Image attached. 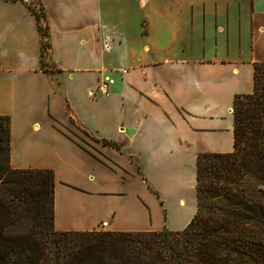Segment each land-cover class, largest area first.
Wrapping results in <instances>:
<instances>
[{
    "label": "crops",
    "instance_id": "crops-1",
    "mask_svg": "<svg viewBox=\"0 0 264 264\" xmlns=\"http://www.w3.org/2000/svg\"><path fill=\"white\" fill-rule=\"evenodd\" d=\"M260 62L264 0H0L10 165L54 172L58 232L182 231Z\"/></svg>",
    "mask_w": 264,
    "mask_h": 264
},
{
    "label": "trees",
    "instance_id": "trees-1",
    "mask_svg": "<svg viewBox=\"0 0 264 264\" xmlns=\"http://www.w3.org/2000/svg\"><path fill=\"white\" fill-rule=\"evenodd\" d=\"M233 116L234 151L198 156L189 225L136 233L56 231L54 172L12 169L11 120L0 116V264H264V62Z\"/></svg>",
    "mask_w": 264,
    "mask_h": 264
},
{
    "label": "built area",
    "instance_id": "built-area-1",
    "mask_svg": "<svg viewBox=\"0 0 264 264\" xmlns=\"http://www.w3.org/2000/svg\"><path fill=\"white\" fill-rule=\"evenodd\" d=\"M115 81L111 78H105V80L98 85L90 95L94 98L104 97L110 94V87L114 85Z\"/></svg>",
    "mask_w": 264,
    "mask_h": 264
},
{
    "label": "rangeland",
    "instance_id": "rangeland-1",
    "mask_svg": "<svg viewBox=\"0 0 264 264\" xmlns=\"http://www.w3.org/2000/svg\"><path fill=\"white\" fill-rule=\"evenodd\" d=\"M30 3H33V2H30Z\"/></svg>",
    "mask_w": 264,
    "mask_h": 264
}]
</instances>
